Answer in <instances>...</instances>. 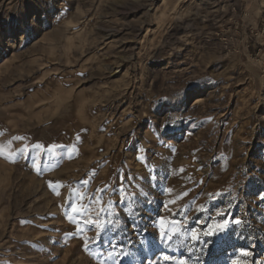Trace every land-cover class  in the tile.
<instances>
[{"label":"rangeland","instance_id":"1","mask_svg":"<svg viewBox=\"0 0 264 264\" xmlns=\"http://www.w3.org/2000/svg\"><path fill=\"white\" fill-rule=\"evenodd\" d=\"M262 196L264 0H0V264H264Z\"/></svg>","mask_w":264,"mask_h":264},{"label":"snow or ice","instance_id":"2","mask_svg":"<svg viewBox=\"0 0 264 264\" xmlns=\"http://www.w3.org/2000/svg\"><path fill=\"white\" fill-rule=\"evenodd\" d=\"M261 198H262V199H264V196H262ZM236 223H237V224H239V223H240V221H239V220H237V221H236ZM225 224H227V221H225ZM245 254L247 255V254H249V253H245ZM164 258H165V259H167V257H164ZM181 264H183V262H181Z\"/></svg>","mask_w":264,"mask_h":264},{"label":"bare ground","instance_id":"3","mask_svg":"<svg viewBox=\"0 0 264 264\" xmlns=\"http://www.w3.org/2000/svg\"><path fill=\"white\" fill-rule=\"evenodd\" d=\"M196 102L198 103L199 101L197 100Z\"/></svg>","mask_w":264,"mask_h":264}]
</instances>
